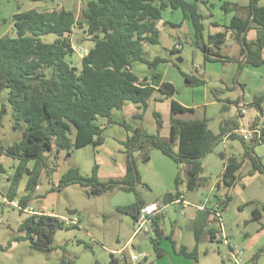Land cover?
<instances>
[{"label":"trees","instance_id":"16d2710c","mask_svg":"<svg viewBox=\"0 0 264 264\" xmlns=\"http://www.w3.org/2000/svg\"><path fill=\"white\" fill-rule=\"evenodd\" d=\"M198 2L206 4L207 0H88L78 16L75 11L64 7L48 10L30 8L18 10L11 15L8 21L14 34L0 35V101L4 99L8 102L13 113L14 127L22 128L23 135L19 141L7 147L0 145V155L6 154L19 159L11 186L7 187L3 195L11 202L16 200L21 212H24L23 209L33 198L40 170H55L61 151L69 156L73 149L84 145L96 148L103 143V128L98 122L100 117L106 118L108 123L120 124L127 133L126 138L121 141L125 155L124 173L120 177L100 181L97 175L99 165L94 161L90 175H83L77 167H70L60 175L58 183L50 190H61L67 185L79 184L87 194L94 196L115 187L133 191L136 195L135 186L141 182L138 160L146 162L150 149L156 148L178 166L174 179L176 191L168 195L167 203L173 202L182 195L178 189L179 184L183 183L180 166H183L187 190L199 187L204 178L201 176V159L211 153L226 135L241 141L243 158L250 160L252 172H263L261 160L253 155L256 143L264 139V131L259 128L256 120L250 126L259 129L260 136L245 140L237 131L240 125L236 120H223L218 132H214L208 127L205 116L196 117L195 108L183 106L173 100L167 137L160 135L162 117L158 111L152 112L155 132L150 133L142 126L149 100H159L176 91L168 82H161L155 88L146 82L147 77L140 80L131 70L133 62L145 63L152 70V79L157 76L156 65L166 61L161 57L149 59L145 51L146 43L157 44L160 41L157 22L165 9H179L183 19H190L195 44L205 60L222 63L234 61L237 63V73L243 64L264 65V5L259 3L260 0H248L245 15L237 13L242 7L237 2L222 0L221 9L233 15L228 24L211 22L213 27L220 26V29L208 30L206 40L204 15L199 11ZM6 22V19L2 20V23ZM73 29L81 30L92 42L80 58L79 66L72 62L75 50L69 34ZM47 33L55 34L50 42L41 39V35ZM229 38L239 47L237 55L223 53L222 47H225ZM171 51L173 53L178 50L173 48ZM185 81L190 85L203 82L187 75ZM4 89L6 96L3 97ZM157 92L160 95H155ZM214 95L216 96L215 93ZM263 100L264 92L255 94L249 103L261 112ZM127 102L135 106V112L129 116L130 121L124 117L114 119L113 112L122 110ZM239 102V99L233 102L236 108H239ZM221 108L225 110L228 106L224 103ZM4 111V103H1L0 122ZM238 114L242 115L239 110ZM218 155L224 158L222 152ZM30 159L35 162L28 168L26 163ZM243 160H236L234 156L226 158L221 174L223 185L229 187L235 183ZM49 164L52 165L51 169ZM0 171H3L1 163ZM23 173L27 176L25 192L17 197L15 189ZM221 182H217V187ZM230 198V195L224 194L219 208L221 214ZM145 203L138 194L131 204L118 206L117 209L130 215L135 223L138 212ZM262 209L264 210V206ZM199 212L198 222L193 230L195 245L192 249L177 244L171 233L165 234L160 228L159 217H153L150 227L155 234L152 239L155 254H165V250L158 246L165 238L169 240L175 253L197 264L200 235L207 226V220L214 221L209 211ZM26 213L19 224V234L14 235L11 240H27L31 248L43 253L52 251L51 242L58 229L77 225L41 210ZM69 213L73 214L75 210L69 209ZM261 216V211L253 210V218ZM206 230L212 236L214 230ZM8 247L9 244H0V250ZM263 251L262 246L253 254V260ZM124 255L125 259L120 260L116 254L109 252V264H132L125 253ZM56 264H73V259L63 251Z\"/></svg>","mask_w":264,"mask_h":264},{"label":"rangeland","instance_id":"374dc122","mask_svg":"<svg viewBox=\"0 0 264 264\" xmlns=\"http://www.w3.org/2000/svg\"><path fill=\"white\" fill-rule=\"evenodd\" d=\"M88 0H0V35L14 34V29L8 21L11 15L18 10L35 8L46 10L51 8L64 7L80 14V9L85 6ZM193 2L194 0H188ZM237 2L242 6L238 10L239 15H245L248 0H229ZM222 0H207L206 4L198 2L199 11L204 15V40L208 30L214 31L220 29L213 27L211 21L219 24H228L233 13H225L221 7ZM264 5V0H260ZM212 4V5H211ZM6 19V23L2 20ZM165 21V22H164ZM176 25H173V24ZM159 43L145 44L146 56L149 59L153 57L165 58V62H160L155 67V72H159L163 77L171 79L176 88L174 93L175 101L190 104L197 110V114H205L208 120V127L218 132L220 122L226 119L236 120L240 127H247L253 120L258 122L259 128L264 131V100L261 104L262 111L246 102L252 99V95L264 92V65L252 66L243 64V69L237 73L234 61L214 62L204 59L201 50L194 41V29L190 20L183 19L182 12L179 9L167 8L163 12L162 19L158 20ZM54 33L41 35V39L50 42L54 39ZM72 45L76 48L72 57V62L79 66L80 57L92 45L88 37L79 29H73L69 34ZM225 47H222L223 53L228 55H237L239 47L232 39H228ZM178 50L177 52L171 49ZM159 69V70H158ZM131 70L140 79L147 77L151 79L152 70L145 63L139 61L133 62ZM158 70V71H157ZM185 75L190 78L203 80L197 84H187L184 80ZM244 81L245 87H241L235 81ZM213 93L223 99L218 102L213 99ZM245 93V97H244ZM2 96H6V89L2 90ZM226 99H239L247 103L246 112L238 114V109L233 103H227ZM225 101V102H224ZM5 111L1 113L0 122V145L7 147L13 142L19 141L23 135V129L14 127L13 113L7 101L2 99ZM166 102L160 104L159 111L162 115L163 126L160 129L162 137L168 135L169 126V106ZM223 103L228 105V109L221 110ZM167 105V107H166ZM156 109L153 102L150 103L143 115V128L153 133L149 113ZM113 118L122 117V113L117 111ZM130 121L129 117H125ZM152 122H153V118ZM118 127L109 125L103 130V143L93 148L91 145L73 149L69 156L64 155V151L59 153L58 165L55 170L48 172L42 168L39 173L38 186L35 188L33 198L25 207L26 212L45 211L54 214L78 220L75 227L58 229L51 242L53 249L50 253L39 252L29 246L27 240L12 241L14 235L19 234V224L25 212L19 210L17 201H9L5 194L7 187L11 186L13 172L19 164V159L0 155V163L3 171H0V244L9 247L0 250V264H56L58 257L64 251L68 257L73 259V264H109V252L121 248L132 235L137 225L132 217L127 213L117 209L118 206L131 204L136 195L145 201H163L167 194H174L176 191L174 179L178 172V166L168 157L159 154H150L151 151L159 152L156 148L149 151V159L145 162L138 160V171L141 175V182L136 184V195L133 191L122 190L118 187L104 191L99 195L87 194L85 188L79 184H70L61 190L55 187L61 174L70 167H77L83 175H90L94 161L99 165L98 179L105 181L109 177L117 178L125 167V155L123 146L118 140ZM255 153L260 156L263 164V172H252V165L248 158H243V145L238 138H223L214 147V150L205 155L202 159L203 171L201 176L203 183L194 190H187L185 186V173L183 166H180V174L183 183L179 184L178 189L182 192L180 197L188 200L191 206L183 205L184 201L180 199L177 203L162 202L163 208L159 215L158 224L165 234L171 233L172 238L179 244L188 246L192 249L195 245L193 230L197 218H193L194 207L201 204L209 194V186L215 182H221V174L224 168L226 158L234 156L236 160H242L238 170V179L232 186H225L221 182L218 193H228L230 200L226 209L222 213V223L225 232L229 235L228 239L231 245H235L229 252L226 241H223L219 232L218 225L211 222L210 229L218 233L217 239L210 240L206 234L200 235L198 247L197 264H235L234 256L240 258L241 264H254L253 251L257 252L260 247H264V234L260 241L254 242L257 235L256 229L264 222V139L254 146ZM157 150V151H156ZM222 152L224 158L218 154ZM139 152H135L137 154ZM158 156L166 162L162 163ZM34 160L27 161L26 166L31 168ZM49 168L52 165L49 164ZM171 172L169 181L165 179ZM252 172V173H251ZM26 174H22L18 186L15 189L17 197L25 192ZM5 191L2 193V189ZM3 197L6 199L4 200ZM210 202L207 208H211L214 203V196L210 195ZM188 203V204H189ZM69 209L75 210L70 214ZM261 211L260 218H253V210ZM199 217V215H197ZM201 218V217H200ZM199 224V223H198ZM147 231L137 230L129 240L124 253L130 251L141 256L140 262L134 264H196L193 260L180 254L174 253L168 239L163 238L160 247L167 251V254L157 256L153 249L152 239L154 232L147 223ZM262 229V228H261ZM260 229V230H261ZM255 237V238H254ZM254 238V239H253ZM221 241V242H220ZM224 243V244H223ZM240 248L244 251L240 253ZM254 252V253H255ZM260 264L264 262V251L258 256ZM128 261H130L128 259Z\"/></svg>","mask_w":264,"mask_h":264},{"label":"crops","instance_id":"0c3cea01","mask_svg":"<svg viewBox=\"0 0 264 264\" xmlns=\"http://www.w3.org/2000/svg\"><path fill=\"white\" fill-rule=\"evenodd\" d=\"M232 2V1H231ZM60 8V7H59ZM39 10V9H38ZM46 10H48V9H46ZM164 12V11H163ZM162 17H163V13H162ZM162 19V18H161ZM187 20H190V19H188V18H186ZM165 22V21H164ZM211 22H214V21H211ZM158 23V22H157ZM194 33V32H193ZM194 40H195V38H194ZM86 53V52H85ZM84 53V54H85ZM84 54H82L81 55V57L84 55ZM80 57V58H81ZM214 62H219V61H214ZM248 65V64H247ZM157 68V67H156ZM236 69H237V65H236ZM242 69H243V67H242ZM159 70V69H158ZM157 70V71H158ZM163 74V73H162ZM162 74H160L159 72H156V77L155 78H152V79H148L146 82H149V84H151L153 87H155V88H157L158 86H159V84L161 83V82H168V83H171L174 87H175V84H174V82L171 80V79H168L166 76L165 77H163L162 76ZM186 76V75H185ZM144 78L145 77H143L142 79H140V80H144ZM184 80H185V78H184ZM235 83H236V85L238 84L239 86H241L242 87V89L246 86L245 85V82L244 81H235ZM176 89V88H175ZM176 92V91H175ZM174 92V93H175ZM174 93L173 94H171V95H165V96H163L161 99H159V100H155V99H150L149 100V102H148V106L150 105V103L151 102H153L154 104H155V106H156V109H155V111H157V110H159V105L160 104H162V103H164V102H166L167 101V103L166 104H168V106H169V117H170V106H171V102L175 99V96H174ZM212 96H213V99L214 100H216V101H218V102H223V99L221 98V97H219L218 95H214V93L212 92ZM155 95H160V93L159 92H157V93H155ZM253 96L254 95H252V98H253ZM244 97H245V93H244ZM218 98V99H217ZM235 100H237V99H226V102L227 103H233ZM251 100L252 99H250V100H248V101H246V102H251ZM175 101V100H174ZM241 101V100H240ZM243 101V100H242ZM225 102V101H224ZM244 102V101H243ZM245 102V103H246ZM179 103V102H178ZM180 104L181 105H183V106H186V107H193V106H191L190 104H186V103H183V102H180ZM224 104V103H223ZM234 104V103H233ZM228 106V105H227ZM166 107H167V105H166ZM194 108V107H193ZM228 109V108H227ZM120 111V113H122V117H129V116H131L134 112H135V106L131 103V102H127L123 107H122V110H119ZM154 111V110H153ZM153 111H151L150 113H149V117H150V121H151V124L153 125V127H152V130H153V132H155V129H156V124H155V120H154V117H153V114H152V112ZM159 112V111H158ZM114 113H117V111H114L113 112V114ZM160 113V112H159ZM161 114V113H160ZM203 116H205L206 118H207V120H209V118L203 113V114H201V115H198L197 114V110H196V117H198V118H202ZM161 117H162V115H161ZM121 118V117H120ZM120 118H118V117H115L114 119H120ZM151 118H153V122H152V119ZM98 122L101 124V127L103 128V130L106 128V127H108L109 125H115V126H117L118 127V140H119V142H121L122 140H124L125 138H126V135H127V133H126V131H125V129L120 125V124H118V123H116V122H112V123H108V121H107V119L106 118H104V117H100L99 119H98ZM208 122V121H207ZM220 124H221V122H220ZM162 126H163V119H162ZM220 126V125H219ZM169 127V126H168ZM164 137H167V136H164ZM225 139L227 138V135L224 137ZM158 150V149H157ZM156 150V151H157ZM159 153H161V154H163L160 150H159V152H153V151H151L150 152V154H159ZM164 155V154H163ZM253 155H256V156H258L259 157V159H260V156L258 155V154H256L255 153V148H254V154ZM167 157V156H166ZM158 159H160V161L162 162V163H164V164H166V162L164 161V160H162V158H160L159 156H158ZM170 159V158H169ZM171 160V159H170ZM261 160V159H260ZM172 161V160H171ZM173 162V161H172ZM174 163V162H173ZM124 169H125V167H124ZM124 169H123V171L121 172V174L119 175V177L124 173ZM98 174H99V168H98ZM97 174V175H98ZM171 172H169L168 174H167V176L165 177V179H166V181L168 180L169 181V179L171 178ZM217 182H219V181H217ZM217 182H215L213 185H210L209 186V194H208V196L207 197H205V200L203 201V203H201V204H196L195 205V207H194V212H193V218L194 217H196L197 218V215H200L199 213V211H201L200 209L201 208H199L198 206H201L202 204H205V205H208V203L210 202L209 200L211 199L209 196L210 195H213L214 196V198H216V199H214V201H216L218 198H221V197H223L224 196V194H228V193H224V194H222V193H218V191L220 190V187H221V185L220 186H218L217 187ZM38 186V185H37ZM36 186V187H37ZM229 195V194H228ZM210 198V199H209ZM179 199H182L183 201H184V203H183V205L185 206V205H187V206H191L190 205V203L188 202V200H185L184 199V197H179ZM145 201V200H144ZM156 201V200H155ZM146 203H148V202H152V201H145ZM173 203H176V202H173ZM189 203V204H188ZM214 203V202H213ZM228 203V202H227ZM210 206H212V205H210ZM213 207V206H212ZM225 209H226V207H225ZM224 209V210H225ZM36 212V211H35ZM39 212V211H38ZM47 213H51V214H54V213H52V212H47ZM54 215H57V214H54ZM160 215V214H159ZM159 215H157V218L159 217ZM58 216H60V215H58ZM60 217H62V216H60ZM198 219V218H197ZM208 219V218H207ZM208 222H207V224L210 226L211 225V221L208 219L207 220ZM207 225V226H208ZM205 227V229H204V234H206L207 235V237L210 239V240H212V239H217V237H218V233L216 234V232H217V230L216 231H214L213 232V234H212V236L207 232V230L206 229H210V227ZM222 227H223V234L221 235V237H222V239H223V241H226V244L228 245L227 247L229 248V252H231L232 250H233V248L234 247H236V244L235 245H231V242H230V240L228 239V237H229V235L225 232V227H224V225H223V223H222ZM262 228V229H261ZM261 229V230H260ZM256 231H257V235L258 236H256V238H255V240H254V242H256V241H260V237L261 236H263V234H264V226L263 227H258L257 229H256ZM135 234V230H134V232L132 233V235L129 237V239L127 240V242L121 247V248H119V249H117V250H120V249H122V248H124V246L128 243V241L130 240L131 241V238H132V236ZM204 234L202 235V236H204ZM253 238V239H254ZM161 242V241H160ZM160 242L158 243V246L160 247ZM221 242V241H220ZM177 244H179L178 242H177ZM224 244V243H223ZM186 246V245H185ZM194 246V245H193ZM192 246V247H193ZM187 248H189L188 246H186ZM162 248V247H161ZM171 249H172V251L174 252V250H173V248H172V246H171ZM165 250V249H164ZM243 249L242 248H240V253H243ZM110 252H113V251H110ZM252 252H253V254H254V252L255 251H253L252 250ZM175 253V252H174ZM165 254H167V251L165 250ZM164 254V255H165ZM126 257H127V259H129L130 260V258H129V255L127 256V254H126ZM131 261V260H130ZM132 262V261H131ZM132 264H134V263H132ZM254 264H260V258L259 257H257L255 260H254ZM263 264H264V262H263Z\"/></svg>","mask_w":264,"mask_h":264},{"label":"built area","instance_id":"2783aa9c","mask_svg":"<svg viewBox=\"0 0 264 264\" xmlns=\"http://www.w3.org/2000/svg\"><path fill=\"white\" fill-rule=\"evenodd\" d=\"M73 48H74V50L76 49L74 46H73ZM238 107L239 108H237V109L239 110V112L241 114H244L246 112L245 109L247 106H246L245 102L240 101L238 104ZM237 131L242 136V138L245 140H251L254 137L260 136L259 129H257L256 127H251L250 124H248L247 127H240L239 129H237ZM0 197H2L1 193H0ZM3 199L6 200L4 197H3ZM179 200L180 199L178 198V199L173 200V202L177 203ZM222 202H223V197L218 198L216 201H214V204L212 205L213 207H211V208H207V205H205V204H202L201 206H198V207L201 208L200 210H207L212 214V216L214 218L213 222H215L218 225V228H219L218 231L223 233V231H222L223 230L222 214L219 211V208H220ZM162 208H163L162 202H160L158 200L145 203L140 208V210L138 212L137 219L135 220V224L137 225L135 232L137 230H140V229H144L145 231H147V228L145 227L146 224L148 223L150 225L152 218L155 217L156 215L160 214L162 211ZM23 210H25V209H23ZM62 218L67 223L78 224V220L75 217L67 218V217L62 216ZM125 248H127V245H125L124 248H122L120 250L113 251V253L116 254L120 260H124L125 259V255H124V249ZM128 255H129V258L132 262H140L142 260L141 256H138L137 254L133 253L132 251H130ZM234 262H235V264H241L240 258H237L236 256H234Z\"/></svg>","mask_w":264,"mask_h":264},{"label":"water","instance_id":"95a60500","mask_svg":"<svg viewBox=\"0 0 264 264\" xmlns=\"http://www.w3.org/2000/svg\"><path fill=\"white\" fill-rule=\"evenodd\" d=\"M4 191H5V189L3 188V189H2V193H3ZM168 195H169V194L165 195L164 198H163V201H162V202H163L164 204H166V203L168 202Z\"/></svg>","mask_w":264,"mask_h":264}]
</instances>
